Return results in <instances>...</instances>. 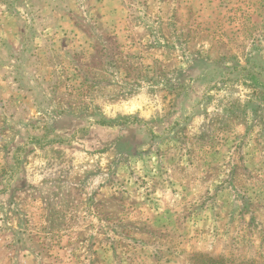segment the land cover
Segmentation results:
<instances>
[{
	"label": "rangeland",
	"instance_id": "1",
	"mask_svg": "<svg viewBox=\"0 0 264 264\" xmlns=\"http://www.w3.org/2000/svg\"><path fill=\"white\" fill-rule=\"evenodd\" d=\"M212 255L264 264V0H0V264Z\"/></svg>",
	"mask_w": 264,
	"mask_h": 264
},
{
	"label": "trees",
	"instance_id": "2",
	"mask_svg": "<svg viewBox=\"0 0 264 264\" xmlns=\"http://www.w3.org/2000/svg\"><path fill=\"white\" fill-rule=\"evenodd\" d=\"M100 124L101 125H106L108 123H100ZM197 255L198 256H202L203 254H197ZM206 260L208 261L209 264H234L229 259H225V257H222V256H220V257L213 256V255L212 256H207ZM208 263L206 262V264H208ZM239 264H242V263H239Z\"/></svg>",
	"mask_w": 264,
	"mask_h": 264
}]
</instances>
